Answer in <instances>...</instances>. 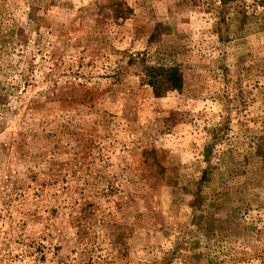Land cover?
<instances>
[{"label":"rangeland","instance_id":"374dc122","mask_svg":"<svg viewBox=\"0 0 264 264\" xmlns=\"http://www.w3.org/2000/svg\"><path fill=\"white\" fill-rule=\"evenodd\" d=\"M0 264H264V0H0Z\"/></svg>","mask_w":264,"mask_h":264},{"label":"trees","instance_id":"16d2710c","mask_svg":"<svg viewBox=\"0 0 264 264\" xmlns=\"http://www.w3.org/2000/svg\"><path fill=\"white\" fill-rule=\"evenodd\" d=\"M142 80L156 95L167 90H178L182 82L180 65L155 54L141 63Z\"/></svg>","mask_w":264,"mask_h":264}]
</instances>
